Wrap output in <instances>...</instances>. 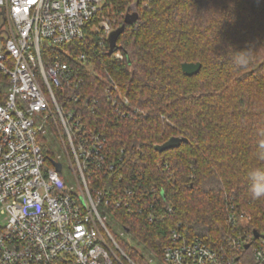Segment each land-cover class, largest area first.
<instances>
[{
  "label": "trees",
  "instance_id": "1",
  "mask_svg": "<svg viewBox=\"0 0 264 264\" xmlns=\"http://www.w3.org/2000/svg\"><path fill=\"white\" fill-rule=\"evenodd\" d=\"M127 14L137 17L131 25ZM102 20L112 31L125 27L111 56L96 30ZM56 52L79 80L53 89L56 100L106 140L113 170L92 182L111 203L121 199L110 214L150 256L161 260L173 230L218 241L231 196L259 224L264 197L253 198L247 173L264 169V0H102L83 38ZM82 54L86 62L77 64ZM185 63H200V71L185 76ZM0 83L8 86L1 72ZM5 95L0 90V104ZM172 137L188 143L154 150ZM39 138L51 159L52 145ZM118 244L136 264H152Z\"/></svg>",
  "mask_w": 264,
  "mask_h": 264
},
{
  "label": "built area",
  "instance_id": "2",
  "mask_svg": "<svg viewBox=\"0 0 264 264\" xmlns=\"http://www.w3.org/2000/svg\"><path fill=\"white\" fill-rule=\"evenodd\" d=\"M101 5L102 0H0V72L8 80L0 104V264H136L98 210L102 206L110 213L123 203L120 198L111 203V194L92 182L96 173L113 170L105 166L106 140L53 94L79 83L56 49L82 39ZM96 30L106 40L112 31L106 20ZM73 60L85 64L86 57ZM34 114L63 149L76 190L50 165L59 163L58 157L44 154ZM227 210V228L218 241L188 240L173 230L162 262L264 264V215L255 225L233 196Z\"/></svg>",
  "mask_w": 264,
  "mask_h": 264
},
{
  "label": "rangeland",
  "instance_id": "3",
  "mask_svg": "<svg viewBox=\"0 0 264 264\" xmlns=\"http://www.w3.org/2000/svg\"><path fill=\"white\" fill-rule=\"evenodd\" d=\"M7 88H8V86H3L0 83V90L1 91L6 92ZM32 118L34 120L35 128L39 129L41 131L42 136L45 139V141L52 145L51 147L49 146V149L52 153V157H54L56 159L58 157L57 161L62 165L60 170L57 171L59 173L60 178L64 181V183L66 184V186L68 188H70L71 190H76V188H77L76 180H75L73 171L69 165V162L66 158V155H65L63 149L61 148L60 145H58L59 143L56 144L55 142H53V138L51 136H49V134H48L47 125L42 121L40 115L34 114ZM98 210H99L100 214L103 217H105V220H104L105 225L109 229V231L111 232V234L114 236L115 240L118 243H121V242L125 243L130 248H132L137 253H139L140 255H142L146 258H149V261L152 264H165L164 262H162V260H158V259L150 256L148 251L146 250V248L143 245L135 242L131 238V236L128 235V233H126L122 229V227L118 224V222L114 219V217L109 213V211L106 208L99 206Z\"/></svg>",
  "mask_w": 264,
  "mask_h": 264
},
{
  "label": "water",
  "instance_id": "4",
  "mask_svg": "<svg viewBox=\"0 0 264 264\" xmlns=\"http://www.w3.org/2000/svg\"><path fill=\"white\" fill-rule=\"evenodd\" d=\"M136 18L137 17L135 14H127L124 18V24L131 25L135 22ZM124 28H125L124 25H122L118 29L111 31L110 34L108 35L107 37L108 56H111L113 52L116 50L117 38L123 33ZM200 68H201L200 63H185L181 65V70L183 74L187 77L196 75L200 71ZM181 143H188V140L183 137H172L162 145H156L154 147V150L157 151L158 153H162L165 150L178 148ZM52 165L56 171H59L61 168V165L59 163H53Z\"/></svg>",
  "mask_w": 264,
  "mask_h": 264
},
{
  "label": "clouds",
  "instance_id": "5",
  "mask_svg": "<svg viewBox=\"0 0 264 264\" xmlns=\"http://www.w3.org/2000/svg\"><path fill=\"white\" fill-rule=\"evenodd\" d=\"M250 192L253 198L264 197V169L253 168L247 173Z\"/></svg>",
  "mask_w": 264,
  "mask_h": 264
}]
</instances>
